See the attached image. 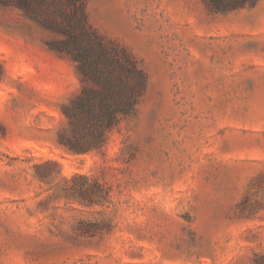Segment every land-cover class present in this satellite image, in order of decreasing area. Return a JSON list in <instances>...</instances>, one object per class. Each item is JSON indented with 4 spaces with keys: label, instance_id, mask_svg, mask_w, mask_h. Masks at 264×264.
<instances>
[{
    "label": "rangeland",
    "instance_id": "rangeland-1",
    "mask_svg": "<svg viewBox=\"0 0 264 264\" xmlns=\"http://www.w3.org/2000/svg\"><path fill=\"white\" fill-rule=\"evenodd\" d=\"M144 76L101 146L63 113L96 88L0 1V264H264V0H89Z\"/></svg>",
    "mask_w": 264,
    "mask_h": 264
},
{
    "label": "trees",
    "instance_id": "trees-1",
    "mask_svg": "<svg viewBox=\"0 0 264 264\" xmlns=\"http://www.w3.org/2000/svg\"><path fill=\"white\" fill-rule=\"evenodd\" d=\"M13 3L58 35L49 42L55 53L72 60L96 88H83L63 113L70 134L60 144L69 152L83 154L102 145L106 132L129 115L144 86V76L126 54L109 48L88 22L89 0H0Z\"/></svg>",
    "mask_w": 264,
    "mask_h": 264
}]
</instances>
